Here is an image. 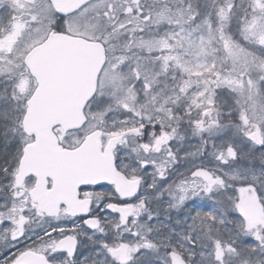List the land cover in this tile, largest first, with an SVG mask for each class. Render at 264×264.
I'll return each instance as SVG.
<instances>
[{
  "label": "snow or ice",
  "instance_id": "snow-or-ice-1",
  "mask_svg": "<svg viewBox=\"0 0 264 264\" xmlns=\"http://www.w3.org/2000/svg\"><path fill=\"white\" fill-rule=\"evenodd\" d=\"M0 264H264V0H0Z\"/></svg>",
  "mask_w": 264,
  "mask_h": 264
}]
</instances>
